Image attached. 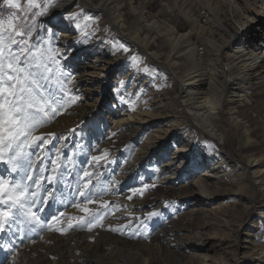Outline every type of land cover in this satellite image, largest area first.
<instances>
[{
  "label": "rangeland",
  "instance_id": "obj_1",
  "mask_svg": "<svg viewBox=\"0 0 264 264\" xmlns=\"http://www.w3.org/2000/svg\"><path fill=\"white\" fill-rule=\"evenodd\" d=\"M21 5L22 9L26 7L25 0H21ZM158 8L159 1L152 0L151 10ZM12 13L21 18L24 16L22 10L11 8L4 0H0V18L7 19ZM73 14H77L75 20L65 18ZM40 18L38 21H41ZM260 18L254 24L262 33L264 15H260ZM106 20V17L104 20L89 6L77 4L53 15L48 23H43L45 32L50 29L54 34L51 37L52 47L64 54L60 63L65 71L73 74L71 83L65 81L72 95H75L72 85L75 79L81 77V70L87 68L92 73L85 77L89 88L79 90V99L37 132V135L41 132L56 134V138L45 146L49 153L45 166L57 152L64 160L61 168L63 175H58L59 182L48 185V188L53 192L65 186L69 188L66 193L69 196L68 211L62 220L66 219L73 208L78 211L73 229L71 227L67 231H71V234L103 229L105 233H102V239L107 242L122 239L144 247L142 253L150 254V264H199L201 254H207L212 264H217L218 260L220 264H240V257L245 250L250 251L252 246L264 250V197L253 183V178L246 174L241 176L240 171H229L224 179L212 183L210 189L215 190V195L208 197L189 183L162 181L157 165L160 160L156 159L142 165L133 179H123L121 185H124V189L112 197L116 180L120 179L135 151L145 144L148 131H153L151 122L140 128V116L144 111L160 106L163 97L168 100L165 108L160 107L162 112L169 113L166 115V127L172 125L169 117L177 122L175 129L169 133L172 149L179 145L176 138L178 141L183 137L198 141L209 138L198 135L196 125L189 120L176 97L175 90L184 87L177 88L168 70L150 61L143 51L125 45ZM62 32L69 35L62 36ZM64 41L67 48L63 49L67 50L63 52ZM118 44H123L128 51L117 48ZM72 48L77 49V55L71 54ZM132 57H138L139 63ZM107 64L110 67L101 71ZM255 83L249 85L248 93L254 105H257L256 112L264 114V84ZM48 87L57 96L61 95L55 84H49ZM165 92H169V95L164 96ZM73 109L76 115L71 119L69 114ZM256 112L253 110L249 114L254 117ZM64 115L69 116L65 118L67 123L62 119L57 121L58 116L64 118ZM56 125L70 126L59 129ZM256 126L261 127V122H256ZM228 131L229 145L235 152L245 144V139L242 130H235L233 125H230ZM257 132L261 134V130ZM105 150L108 152L106 160H101L99 164L91 160L92 156H101ZM170 153L169 158L172 156ZM69 160L72 163H68ZM179 161L176 160L171 168L178 167ZM197 161L194 160L195 164ZM82 170L92 173L91 183L83 190L91 192L94 203H86L85 197H82L77 206L76 195L87 180L82 177ZM49 174L45 172L46 176ZM134 189L142 190L143 195L134 193ZM107 196L112 198L107 199ZM97 200L101 206H94ZM105 202L107 207L103 206ZM126 204L130 210L125 209ZM193 205L195 208H192ZM152 212L159 215L149 218ZM220 240L224 242L225 251L219 246ZM147 247L153 248L155 252H149ZM105 261L108 259L103 261L98 256L94 264H104Z\"/></svg>",
  "mask_w": 264,
  "mask_h": 264
},
{
  "label": "bare ground",
  "instance_id": "obj_2",
  "mask_svg": "<svg viewBox=\"0 0 264 264\" xmlns=\"http://www.w3.org/2000/svg\"><path fill=\"white\" fill-rule=\"evenodd\" d=\"M158 1L159 8L152 11V0H61L41 19L42 24L48 23L53 15L77 4L89 6L104 20L106 17L125 45L143 51L150 61L168 70L177 88L184 87L175 90L176 97L189 120L196 125L198 135L209 138L204 141L184 137L178 141L176 138L179 145L172 149L169 133L177 122L169 117L172 125L166 127L169 113L162 112L160 107L165 108L168 100L163 97L160 106L144 111L140 116V128L151 122L153 131H148L145 144L134 152L120 179L116 180L112 197L124 189L123 179H133L142 165L156 159L160 160L157 165L164 182L189 183L199 193L212 197L215 195V190L210 189L212 183L224 179L229 171H240L241 176L246 174L253 178L264 197V114L256 112L257 105L248 93L249 85L264 84V28L260 33L254 24L260 21V15H264V0ZM61 35L68 36L69 33L62 32ZM66 45L64 41L63 52L67 50L63 49ZM77 53V49H71L72 55ZM110 64L103 66L101 71ZM88 75L92 73L83 68L81 77L72 85L74 96L78 97L81 88H89L85 79ZM164 94L168 96L169 92ZM73 110L69 114L71 119L76 115ZM253 110L257 113L254 117L249 114ZM64 116H58L57 121L62 119L67 123L65 118L69 116ZM259 121L261 127L256 126ZM62 125H56V128L70 126ZM230 125L235 130H242L245 139V144L235 152L229 145ZM259 130L261 134L257 132ZM176 160H180L178 167L171 168ZM194 160H198L196 164ZM4 167L0 164V173L4 172ZM67 187L54 192L55 200L49 199L42 206L33 208L46 227L24 224L22 217L6 225L0 238L6 254L0 256V264H94L98 256L103 261L108 259L104 264H150V254L142 253L144 247L122 239L107 242L102 239L103 229L70 234L67 230L71 228L69 225L73 229L78 209L73 208L62 220L69 204ZM75 201L79 206L82 196L76 195ZM94 206H101L98 200ZM125 209L130 210L128 204ZM222 240L219 246L225 251ZM147 250L155 252L151 247ZM200 256L199 264L213 263L209 262L207 254ZM240 258V264H264V250L252 246ZM217 264H220L219 260Z\"/></svg>",
  "mask_w": 264,
  "mask_h": 264
},
{
  "label": "snow or ice",
  "instance_id": "obj_3",
  "mask_svg": "<svg viewBox=\"0 0 264 264\" xmlns=\"http://www.w3.org/2000/svg\"><path fill=\"white\" fill-rule=\"evenodd\" d=\"M25 2L26 7L22 9L21 0H4L11 8L22 10L24 16L21 18L12 13L7 19L0 18V164L5 166L4 172L0 173V234L6 230V225L15 223L19 217L23 218L24 224L47 226L33 208L56 199L48 185L59 182L64 160L57 152L45 166L49 155L45 146L56 138V134L41 132L37 135V132L79 99L71 94L65 83H71L73 74L65 71L60 63L64 54L52 47L54 34L50 29L45 32L38 21L56 6L57 0ZM76 15L65 18L75 20ZM75 26L80 28L79 24ZM117 48L128 51L123 44H118ZM132 59L139 63L138 57ZM49 84L58 86L61 95L57 96ZM107 156L105 150L101 156H92L91 160L99 164ZM45 172L50 174L46 176ZM91 176L92 173L82 170V177L87 180L77 194L85 197L86 203H94L91 192L83 190L91 183ZM133 192L143 195L140 189ZM103 206L107 207V202ZM157 215L159 213L152 212L149 218Z\"/></svg>",
  "mask_w": 264,
  "mask_h": 264
},
{
  "label": "water",
  "instance_id": "obj_4",
  "mask_svg": "<svg viewBox=\"0 0 264 264\" xmlns=\"http://www.w3.org/2000/svg\"><path fill=\"white\" fill-rule=\"evenodd\" d=\"M42 18H40V20H41ZM40 23H41V21H39ZM38 31H39V29H38Z\"/></svg>",
  "mask_w": 264,
  "mask_h": 264
}]
</instances>
